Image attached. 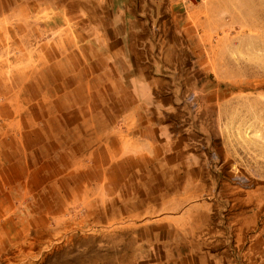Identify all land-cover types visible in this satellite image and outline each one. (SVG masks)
Masks as SVG:
<instances>
[{
  "label": "rangeland",
  "instance_id": "obj_1",
  "mask_svg": "<svg viewBox=\"0 0 264 264\" xmlns=\"http://www.w3.org/2000/svg\"><path fill=\"white\" fill-rule=\"evenodd\" d=\"M48 4L0 0V264H144V237L136 236L144 221L114 220L117 208L98 202L95 184L71 196L62 167L51 164L49 155H61L42 136L54 132L59 85L68 72L65 45L50 41L65 30L49 28L60 20L44 9ZM161 4L168 12L180 7L179 28L169 18L160 35L176 42L170 48L182 61L177 75L186 99L226 152L214 156L224 167L217 187L241 213L242 226L226 215L220 224L233 257L243 260L236 232H264V0L151 2L157 10ZM20 131L23 143L16 139ZM18 142L25 166L17 160Z\"/></svg>",
  "mask_w": 264,
  "mask_h": 264
},
{
  "label": "crops",
  "instance_id": "obj_2",
  "mask_svg": "<svg viewBox=\"0 0 264 264\" xmlns=\"http://www.w3.org/2000/svg\"><path fill=\"white\" fill-rule=\"evenodd\" d=\"M151 2L49 0L44 8L60 20L49 28L65 30L50 41L65 45L68 72L59 85L54 132L42 136L61 155H49L51 164L62 167L71 196L95 184L98 202L117 208L114 220L144 221L134 224L142 230L136 236L145 238L144 264H264V232H236L243 260L227 247L220 220L226 215L238 227L242 219L217 187L224 167L214 156L226 152L186 99L179 54L170 48L176 42L160 35L169 18L179 28L180 7L168 12L163 2L159 10ZM16 122L23 130L20 117ZM24 137L16 132L18 141Z\"/></svg>",
  "mask_w": 264,
  "mask_h": 264
},
{
  "label": "bare ground",
  "instance_id": "obj_3",
  "mask_svg": "<svg viewBox=\"0 0 264 264\" xmlns=\"http://www.w3.org/2000/svg\"><path fill=\"white\" fill-rule=\"evenodd\" d=\"M243 29V28H242ZM227 37V36H226Z\"/></svg>",
  "mask_w": 264,
  "mask_h": 264
}]
</instances>
